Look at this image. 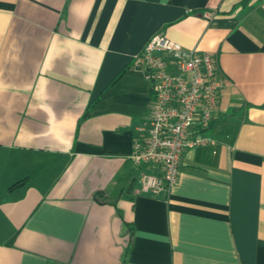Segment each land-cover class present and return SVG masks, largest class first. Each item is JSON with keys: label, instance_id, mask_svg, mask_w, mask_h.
Segmentation results:
<instances>
[{"label": "crops", "instance_id": "0c3cea01", "mask_svg": "<svg viewBox=\"0 0 264 264\" xmlns=\"http://www.w3.org/2000/svg\"><path fill=\"white\" fill-rule=\"evenodd\" d=\"M157 33L223 81L167 196L128 158ZM0 264H264V0H0Z\"/></svg>", "mask_w": 264, "mask_h": 264}, {"label": "built area", "instance_id": "2783aa9c", "mask_svg": "<svg viewBox=\"0 0 264 264\" xmlns=\"http://www.w3.org/2000/svg\"><path fill=\"white\" fill-rule=\"evenodd\" d=\"M150 88L145 120L136 128L130 162L154 164L139 174L140 190L167 196L175 185L184 148L213 145L204 132L217 106L223 81L208 51L188 49L163 33L153 35L134 58Z\"/></svg>", "mask_w": 264, "mask_h": 264}, {"label": "trees", "instance_id": "16d2710c", "mask_svg": "<svg viewBox=\"0 0 264 264\" xmlns=\"http://www.w3.org/2000/svg\"><path fill=\"white\" fill-rule=\"evenodd\" d=\"M23 181H24V180H19V181H17V182L14 184V186L23 183ZM95 199H96L98 202H105V201H107V200L105 199V197H104V195H103L102 192H97V193L95 194Z\"/></svg>", "mask_w": 264, "mask_h": 264}]
</instances>
